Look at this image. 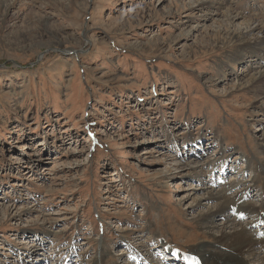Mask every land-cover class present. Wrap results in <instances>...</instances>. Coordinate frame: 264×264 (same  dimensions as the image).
<instances>
[{
	"label": "rangeland",
	"instance_id": "374dc122",
	"mask_svg": "<svg viewBox=\"0 0 264 264\" xmlns=\"http://www.w3.org/2000/svg\"><path fill=\"white\" fill-rule=\"evenodd\" d=\"M224 14L264 39V0H0V264L189 254L264 212V45Z\"/></svg>",
	"mask_w": 264,
	"mask_h": 264
},
{
	"label": "bare ground",
	"instance_id": "6f19581e",
	"mask_svg": "<svg viewBox=\"0 0 264 264\" xmlns=\"http://www.w3.org/2000/svg\"><path fill=\"white\" fill-rule=\"evenodd\" d=\"M206 1H210V0H206ZM225 16H227V20H228L227 21L225 19L228 23L227 25L238 27V29L236 30L226 32L228 33L227 37L235 41L239 40L241 42H245L246 44L247 42L249 43V41L251 40L256 41L257 39L255 43H257L260 46L264 45V39L262 38L263 36L259 31L260 29L258 30V26L255 22L252 23L243 20L242 22H240L238 20L241 18L240 17L241 15L238 16L233 14H227ZM241 26H244L245 28L239 29V27ZM224 196L225 195L223 193L208 191L207 194L200 196L199 203L200 205L205 206L208 203L207 200L215 201L221 199ZM238 202H237V208L239 210H235L236 212L234 213V215L238 214L239 216H243L247 213H250V210H248L246 205H242L241 203L239 204ZM218 206L219 205H214V206L211 205L210 207L207 208L209 210V213L206 214L205 216L209 215L208 218L210 219V221L214 220L218 216H220L221 218L222 214L224 213V209L229 207V203L221 204L219 207ZM217 207L218 209L214 211L213 208H217ZM10 210H12V208L9 207L4 208L1 207L0 204V213L2 212L6 214L8 212H11ZM256 212L258 213L259 211ZM224 218H225L224 223H222L221 225L219 224L218 227L215 226L214 228L217 230V233L214 231V229L213 230L210 229L209 231L211 236L214 237L215 239L214 243L203 244L202 246H199L197 251H194L189 256H195L199 261V264H251V263H256L258 261L261 262L264 259V254L262 252L264 250V233L263 234L261 233V237L255 238L251 234L250 228H248L246 225L244 226L241 224L242 226L241 225L239 226L235 222L236 220L232 221L228 219L229 217L228 218L224 217ZM260 219H264V214L263 216L261 214L259 221ZM221 221L223 220L221 219ZM256 232L258 231H255V233ZM171 250L173 251L172 253L173 256L171 258L178 257L185 259L177 249L172 248ZM137 255L138 257H141L138 258L139 261H142L144 258H146L144 254H142L141 252L140 253L138 252ZM257 255H259V257ZM187 262L189 263L188 260Z\"/></svg>",
	"mask_w": 264,
	"mask_h": 264
},
{
	"label": "snow or ice",
	"instance_id": "6c2138e0",
	"mask_svg": "<svg viewBox=\"0 0 264 264\" xmlns=\"http://www.w3.org/2000/svg\"><path fill=\"white\" fill-rule=\"evenodd\" d=\"M185 259L189 261V264H199V261L195 256H186Z\"/></svg>",
	"mask_w": 264,
	"mask_h": 264
}]
</instances>
